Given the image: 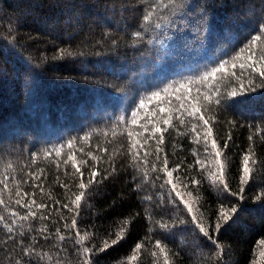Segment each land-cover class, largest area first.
<instances>
[{
	"label": "trees",
	"instance_id": "trees-1",
	"mask_svg": "<svg viewBox=\"0 0 264 264\" xmlns=\"http://www.w3.org/2000/svg\"><path fill=\"white\" fill-rule=\"evenodd\" d=\"M261 55L264 0H0V264H264Z\"/></svg>",
	"mask_w": 264,
	"mask_h": 264
},
{
	"label": "snow or ice",
	"instance_id": "snow-or-ice-1",
	"mask_svg": "<svg viewBox=\"0 0 264 264\" xmlns=\"http://www.w3.org/2000/svg\"><path fill=\"white\" fill-rule=\"evenodd\" d=\"M261 40H262V36L261 35L255 36L252 39L251 44L245 49L244 54L247 55V58H248L249 61H252L253 55H255V53L252 52L253 47L256 45V42L261 41ZM237 59H239V57ZM257 62H264V55H261V56L257 57ZM235 67H236V63H234V62L231 63L230 65H227V66L226 65H220L214 71H212L211 73H209L208 76H204L202 78V80L203 81H208L209 80V77L216 78L218 74H221V73L227 74V73H229V69L230 68H233L234 69ZM240 67H241V69L245 68V64L241 63L240 64ZM247 67L248 68H251L252 71L256 72L260 77H264V66H256L255 63H249L247 65ZM231 75L232 76H235L236 74L233 72V73H231ZM221 78H223V77H221ZM195 83H201V81H196ZM180 89H186V91L188 93H191L192 92V88H190L186 84L180 85V88H177L175 91L176 92H180ZM196 91L198 93V95L196 97H191V96H188V95H185V96H177L176 97V99L179 100V101H183V100H189L190 101V104H189V107L188 108H185V104L183 102H181V103L178 104V106L176 108V112L179 113V115L177 116V118L179 119L180 118V115L186 114L189 117H193L194 119H198V120L202 121L203 125H208L209 121L204 118L203 113L200 112V108L199 107L193 108L191 106V102L192 101H195L196 103H198L199 102V98H200L201 95H203V98L205 100L210 101L211 100V95L208 94V93H202L200 89H196ZM213 91H218V89H214L213 88ZM230 95L236 96L237 93H236L235 90H233L232 92H230ZM160 98H161V94L160 93H155V95L151 99L159 100ZM168 103H171V102L168 101ZM140 107L141 108H144V107H146V104L145 103H141ZM181 109L184 110L183 113H181ZM164 111H165V108L164 107H159V112L160 113H163ZM197 113H200V115L197 116L196 115ZM169 119H171V117L165 119L163 121V123L164 124H168ZM183 122L184 121L181 119V123H183ZM133 123L135 124L136 121L133 120ZM197 127L198 126L195 125V124L192 125V131H193V133H196ZM164 130L165 129H161L160 127H155L154 130L152 131V136L150 138H155V133H160V142H162V137H163V131ZM211 135H212L211 129L208 128L207 131H206V133H205V141H206L207 136H211ZM196 142L197 143L200 142V134L199 133H197V140H196ZM132 147L135 149L136 148V143H134L132 145ZM211 147L214 148V149H216L215 155L217 157H219L221 155V151L217 147L215 140H212L211 141ZM137 155H139V153H137ZM145 155H147V153H145ZM73 159H74V157H73ZM249 159H250L249 156H245L244 157V168H243V171H244V174H245V177H244L245 182H247V179H248V176H249V173H250V168L248 166L249 165ZM198 163H202V162L198 161ZM164 166H165V170L167 171V176L169 177L168 183L171 184L172 183V179L171 178L173 176V172L170 171V170H167V167H166L167 166V161L166 160L164 161ZM223 170H224V166L221 163L220 164V176L223 175ZM76 171L77 172H80V169H79L78 166L76 167ZM80 174H81V176H83V173H80ZM96 174L97 173L93 172L92 173V177L94 178ZM91 182L92 181H89V183H91ZM80 188L81 189H86L87 188V185L81 183L80 184ZM173 191L175 192V195L177 197H179L180 199L183 200V195L179 191H176V185H174V184H173ZM17 195L20 196L21 199L16 200V203L17 204H20L21 203V200L24 199L27 194H21V193L18 192ZM83 195H84L83 192H81L80 194L76 195L75 200L73 201V204L76 207H79V204H80L81 199L83 198ZM3 204H5V201L2 200V199H0V205H3ZM24 206H26V207H28L30 209H32L33 206H35L36 209H40V208L45 207V205H38V204H36V201L35 200H32L31 203H29L27 205H24ZM188 211L189 212L192 211V207L191 206H188ZM231 211L234 212L235 209H232ZM11 214L13 216H17L18 215L15 212H13ZM35 215H36L35 211H30L27 215L20 217V219L27 220V219H29L30 216H35ZM221 217L225 221L231 219V216H229L228 213H226V212H221ZM3 219H4L3 217H0V220H3ZM74 224H75V222H73V226H74ZM216 227H217V231H218L219 228L221 227V225L218 223ZM41 231H43V229H41ZM124 231H125V228H122L121 231L119 233H117V239L116 240H112L111 242L105 241L104 242V248H102L101 250H104L107 247L113 246L116 243H118L119 240L123 238ZM85 239H86V236H80V243H83ZM156 246L160 249L161 252H164V248L161 247L159 243H157ZM139 250H140V246H137V249L135 251L136 252H139ZM84 251H85V254L87 255L88 252H89V249H85ZM136 259H137V256L135 254H133L132 257H131V260L134 261Z\"/></svg>",
	"mask_w": 264,
	"mask_h": 264
}]
</instances>
